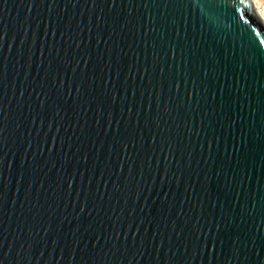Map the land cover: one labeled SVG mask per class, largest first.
<instances>
[{
    "label": "water",
    "instance_id": "obj_1",
    "mask_svg": "<svg viewBox=\"0 0 264 264\" xmlns=\"http://www.w3.org/2000/svg\"><path fill=\"white\" fill-rule=\"evenodd\" d=\"M0 264H264L253 0H0Z\"/></svg>",
    "mask_w": 264,
    "mask_h": 264
},
{
    "label": "built area",
    "instance_id": "obj_2",
    "mask_svg": "<svg viewBox=\"0 0 264 264\" xmlns=\"http://www.w3.org/2000/svg\"><path fill=\"white\" fill-rule=\"evenodd\" d=\"M255 3V6L259 12V14L261 15V17L264 20V0H253Z\"/></svg>",
    "mask_w": 264,
    "mask_h": 264
}]
</instances>
